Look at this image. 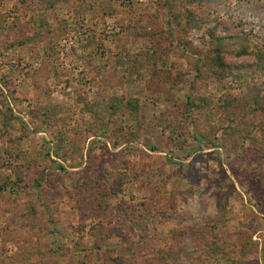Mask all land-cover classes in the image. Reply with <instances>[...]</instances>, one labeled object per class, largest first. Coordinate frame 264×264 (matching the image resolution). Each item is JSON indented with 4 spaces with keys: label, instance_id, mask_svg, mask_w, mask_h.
I'll return each mask as SVG.
<instances>
[{
    "label": "rangeland",
    "instance_id": "obj_1",
    "mask_svg": "<svg viewBox=\"0 0 264 264\" xmlns=\"http://www.w3.org/2000/svg\"><path fill=\"white\" fill-rule=\"evenodd\" d=\"M0 264H264V0H0Z\"/></svg>",
    "mask_w": 264,
    "mask_h": 264
}]
</instances>
